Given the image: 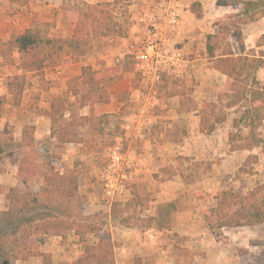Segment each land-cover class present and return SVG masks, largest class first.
<instances>
[{
	"label": "crops",
	"instance_id": "obj_1",
	"mask_svg": "<svg viewBox=\"0 0 264 264\" xmlns=\"http://www.w3.org/2000/svg\"><path fill=\"white\" fill-rule=\"evenodd\" d=\"M83 1L97 4L112 0ZM194 1L200 3L202 16L199 18L190 10V4ZM64 2L66 1L0 0V42L7 41L12 33H21L25 28L33 26L32 20H52L54 27L45 33L48 36L70 38L74 23L70 22L69 12L63 8ZM162 6L164 9L171 7L178 14V22L173 31L168 30L165 25L166 14ZM244 11L242 4L231 0H130L126 35L101 47L93 43L90 53L79 61H72L69 48L64 47L62 61L44 68L39 83L37 80H28L19 106L12 104L6 87L3 90L4 85L0 86L3 91L0 96H5V101L11 102L8 123L14 129V141H21L22 128L26 124L34 127L35 146L42 140L55 141L50 135V102L65 95L68 79L80 75L81 67L89 65L92 69L99 70L103 76L113 77L107 86L108 100L93 106L87 103L82 106L81 113L77 112L87 117V121L78 127L81 141L65 143L63 146L66 147V153L62 154L64 166H55L60 172L74 168L79 174L78 192L86 199L88 213L100 209L110 210L112 201L103 193L98 180L103 156L100 150L102 146L109 149L118 140H121L127 156L126 175L131 182L129 189H125L122 200L129 199L131 189L139 187L145 181L162 182L161 190L155 194L154 205L177 199L178 193L188 185L184 175L180 170H174L176 174L161 179L162 172L157 166L164 163L170 167L173 161L175 163L186 157L210 161L214 159L211 162L212 171H208L206 175L212 176L214 180L225 178L229 171L240 165L245 158L243 152L247 153L249 149L232 145L233 141L229 140L232 129L227 116L210 134L201 133L198 129V108L187 107L184 101L188 95V99H192L199 107L203 101L213 100L224 87L225 75L216 70L206 56L205 39L208 34L219 32L216 21L243 15ZM142 15L147 21H140ZM147 22L160 30L171 48L180 51L182 55L177 62L168 61L162 67L161 78L157 82L149 75L144 76L139 72L127 57L129 49L140 48V39ZM239 26L241 45L232 32L227 35L232 53L256 57L254 49H258L257 39L264 34V15L240 23ZM14 55H17L15 51ZM263 68L264 63L256 71V79L259 81ZM192 79L194 82L191 83ZM40 83L48 86L42 87ZM187 86L191 87L189 94L184 91ZM68 96L71 101L78 98L70 94ZM140 111L146 114L142 121L146 124L141 123L139 126H132L131 130H125L124 123L135 120L133 115ZM104 116L107 120L101 125L90 122L91 118ZM19 160L12 165L14 174L4 172L0 175V189L4 184L7 190L11 187L17 189V184L25 187L33 180L27 184L21 181ZM41 182L42 179L36 191ZM3 194L1 191L0 197ZM212 199L213 204L207 205V199L203 204H189L173 213L172 228L187 237L185 247L190 253L191 264H264V222L211 227L205 222L202 210L215 205V196ZM123 228L140 231L136 226ZM137 235L139 234L136 233ZM157 263L180 264V261L177 254L162 249Z\"/></svg>",
	"mask_w": 264,
	"mask_h": 264
},
{
	"label": "trees",
	"instance_id": "obj_2",
	"mask_svg": "<svg viewBox=\"0 0 264 264\" xmlns=\"http://www.w3.org/2000/svg\"><path fill=\"white\" fill-rule=\"evenodd\" d=\"M125 1V2H124ZM240 3L247 14L249 6L257 7L264 0H231ZM130 0H112L111 2L89 4L83 0L74 4H66L63 8L69 12V20L74 23V30L70 38L48 36L39 26H30L21 33H12L5 42H0V58L8 68L13 66L18 73L8 74L5 78L7 93L11 96L12 104L19 106L22 93L28 82V75H41L43 69L55 66L62 61L64 47L69 48V57L72 61L82 60L92 49V41L97 37L124 36L125 28L118 23L113 15L117 7L125 6V11ZM190 10L196 17L202 16L200 3L194 1ZM264 14V13H263ZM239 16V15H237ZM254 16L241 19L240 23L252 21ZM239 23V24H240ZM85 26L90 27L89 29ZM211 33L205 39V53L212 66L225 75L224 87L216 94L215 99L203 101L198 107L189 99L187 107L198 108L199 131L210 134L215 127L226 120V111L245 100L247 106L240 109L239 118H233V125L239 123L252 129L264 118V86H261L255 76V57L247 55H234L227 35ZM242 44L240 26L232 31ZM16 52L18 57L13 56ZM68 55V52H67ZM113 77H105L99 70L92 69L89 65L81 67L80 75L73 76L67 81V93L51 100L49 118L50 135L55 138L58 145L68 142H78L81 138L78 127L87 121L86 116L79 115L74 102L68 97L78 96L77 107L89 103L93 106L98 102L108 100L107 86ZM225 99V102L223 100ZM5 96H0V113ZM105 117V116H104ZM241 127V126H240ZM33 125L26 124L22 128V139L15 142L14 147L21 148L18 171L24 184L32 180L35 175L41 177L42 182L38 191L20 193L16 188L8 189L9 204L6 211L0 212V263L13 264L8 259L9 252L19 245L27 243L34 233L61 235L72 230L79 240L83 241L80 255L70 264H115L113 258L112 240L105 236L94 242L84 241L86 232L99 229L88 221L87 216L80 211L84 198L78 192L79 174L74 168H67L60 172L53 164H47L46 169L38 166L30 154L23 150H33L34 136ZM233 132L229 133V140L234 138ZM160 171H164L166 164H158ZM171 174H176L173 170ZM257 189L248 193L236 194L231 189H223L215 196V205L208 208L204 220L211 227L241 226L264 222V196L256 207L250 204L255 199ZM131 197L125 201L113 200L108 216L113 222L126 227H153L157 230L169 229L172 224L173 213L183 209L177 199L162 201L155 204L154 213L142 215L148 208V201L134 189ZM214 219L209 220V216ZM86 219V220H85ZM11 236L13 246H7L5 237ZM7 247V248H6ZM43 264H53L50 253L37 251ZM27 257V256H25ZM136 264H142L137 258ZM191 264V263H190Z\"/></svg>",
	"mask_w": 264,
	"mask_h": 264
},
{
	"label": "rangeland",
	"instance_id": "obj_3",
	"mask_svg": "<svg viewBox=\"0 0 264 264\" xmlns=\"http://www.w3.org/2000/svg\"><path fill=\"white\" fill-rule=\"evenodd\" d=\"M65 1L66 4L70 2L71 5L75 2H79V0ZM123 4L124 3H122V7H117L112 12L116 17L117 22L122 24L126 30L129 23L128 6L125 11V6L123 7ZM247 10L248 12L245 15H234L216 21L219 26V33L222 35L225 34V31L232 32L233 30H236V27H239L241 19L248 18L250 16H254L256 18L261 16L264 13V2L259 4L257 7L249 6ZM32 23L35 26H39L46 32H48L50 28L54 27V21L52 20H32ZM85 28L89 29L90 27L85 26ZM120 37L123 36L97 37L93 39L92 45L95 43L99 45V47L105 46L106 43H113ZM256 43L258 45V49H254V51H256L254 54L257 55L255 58H258L256 59V63L259 64L256 68L257 71L259 66L264 63V34L257 39ZM14 57L17 58V55H14ZM127 57L129 61H132L131 56L128 55ZM16 72H18L17 69L13 66L7 68L5 66V62L0 58V86L4 85L2 87L3 90L5 88L6 75ZM260 75L261 81H257L261 86H264L262 71L260 72ZM41 76L42 75L38 76L30 74L28 75V80H37L39 83ZM192 82H194V79L191 80V83ZM40 85L42 87L48 86L45 83H40ZM184 91L189 94L191 87H185ZM2 92L3 91L0 90L1 94ZM188 98L189 97L187 95L186 100L184 101L186 106L189 104ZM73 102L76 107V111L81 113L82 107H77V100ZM223 102H225V99ZM10 103V101H5L0 113V175L4 172L8 175L14 174V167H12V165L21 158L22 154L21 148L14 147L16 142L14 141V129L12 125L8 123V116L11 112ZM245 106H247V103L245 100H242L233 107L223 108L224 111H226L228 123L235 135L232 140V145L241 148L247 147L249 149V152H243L245 158L241 161L240 165L235 167L233 171H229L225 178H221V180H214L212 176L206 175L208 171H212L211 162H214V159L210 161L207 159L198 160L193 157H186V159H178L175 163L173 161L172 164H175L174 166L172 164L170 167L169 165H166V167H164V171H161V179L170 176L173 170H180V172L184 175L183 178L188 185L185 189L178 193L177 198L179 204L183 207L189 204H203L208 200L209 203H206L207 205L213 204L212 196H216V194L223 189H231L236 192V194L242 195L253 189H257L258 192L255 199H251L249 201L253 208L256 207L262 200V197L264 196V118L253 129L252 127L250 129L249 127L244 126L242 123L233 125V118H239L241 115L240 109H243ZM106 120V117H96L91 118L90 122L92 124L96 123L101 125L105 123ZM142 124L145 125L146 123L144 122ZM113 125L115 126L116 123ZM55 141L47 139L44 142L42 140L41 142H38L33 150L26 149V147L23 151L30 154L35 163L44 168V170L46 169L47 164L62 167L64 166V163H62V154L66 153V147L58 145ZM113 143L110 145V148ZM103 147L104 146H102L100 150L103 154L102 160L100 161L101 169L107 163L108 153L110 151V148L107 149ZM126 167L127 165L124 168L125 173L127 169ZM100 171L98 173V180ZM40 179L41 177L35 175L33 180L25 187L17 184V191L20 193H25L27 191L36 192ZM124 184L126 188L129 189L131 182L126 178L124 179ZM160 184H162V182L145 181V183L141 184L139 187L131 189L132 191L135 189L137 193L145 197L148 201V208L142 212V215H150L154 213L155 205L153 201L156 200V192L161 190ZM1 191H3L4 194L0 197V212L6 211L9 204L6 184H4V186L0 189V192ZM122 198L123 195L121 197L109 199L111 201L115 199L125 201L122 200ZM107 205H109V201H107ZM87 208L89 207L88 204H86V199L84 198L80 211L82 212V215L87 216L90 223L96 225L99 229L92 232H86L83 239L84 241L94 242L99 238L105 236L109 237L113 243V258L115 264H136L137 258L140 259L142 264H158L157 257L162 249H168L169 251L171 250L172 253L177 254L180 264L191 263L190 253L185 247L187 237L184 234L178 233L176 229L172 228V225L169 229L164 230H157L153 227H141L140 231H130L129 229L123 228V225L110 220L108 216L109 211L100 209L99 211H90V213H88ZM205 212L206 210H202L203 218ZM206 215L209 216L208 218L211 222L214 221V219L210 217V213H207ZM136 233L139 235L136 236ZM0 242H2V239H0ZM5 242L8 247L14 245V240L11 236L5 237ZM82 246L83 241L79 240L78 236L74 235L72 230L66 231L61 235L34 233L29 237L26 244L19 245L15 250L10 251L8 259L10 262H13V264H43L41 257L36 254L37 251H42L50 253V258L53 264H70L80 255Z\"/></svg>",
	"mask_w": 264,
	"mask_h": 264
},
{
	"label": "built area",
	"instance_id": "obj_4",
	"mask_svg": "<svg viewBox=\"0 0 264 264\" xmlns=\"http://www.w3.org/2000/svg\"><path fill=\"white\" fill-rule=\"evenodd\" d=\"M164 9L165 7L162 6ZM165 10V25L168 30H175L178 22V14L175 9L167 7ZM142 22L147 21L145 16H140ZM127 55L131 56L133 65L144 76L149 75L154 82L161 78L162 67L168 62H177L181 58V52L171 48V45L162 37L160 30H157L147 22L144 33L140 39L139 49H129ZM264 77V68L262 70ZM133 121H127L123 127L131 130L132 126L142 123L146 114L143 111L133 115ZM140 116V117H139ZM138 117V118H137ZM137 120V121H136ZM127 164V156L121 140L115 141L108 153V161L103 166L99 175L100 186L104 194L110 198L121 197L125 192L124 179L127 175L124 168Z\"/></svg>",
	"mask_w": 264,
	"mask_h": 264
}]
</instances>
